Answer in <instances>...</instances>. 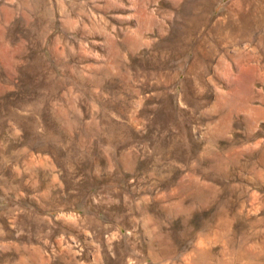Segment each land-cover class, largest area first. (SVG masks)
Returning <instances> with one entry per match:
<instances>
[{"label": "rangeland", "instance_id": "obj_1", "mask_svg": "<svg viewBox=\"0 0 264 264\" xmlns=\"http://www.w3.org/2000/svg\"><path fill=\"white\" fill-rule=\"evenodd\" d=\"M0 264H264V0H0Z\"/></svg>", "mask_w": 264, "mask_h": 264}]
</instances>
